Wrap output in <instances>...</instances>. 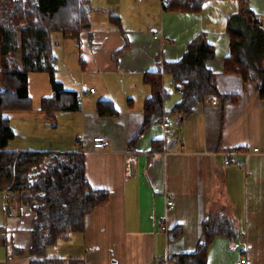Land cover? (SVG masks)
<instances>
[{
	"label": "crops",
	"instance_id": "0c3cea01",
	"mask_svg": "<svg viewBox=\"0 0 264 264\" xmlns=\"http://www.w3.org/2000/svg\"><path fill=\"white\" fill-rule=\"evenodd\" d=\"M86 2L91 27L76 39L58 37L55 78L61 91L94 92L83 97L78 110L59 111L51 120L40 109L42 99L57 90L51 75L30 72L33 108L2 115L14 132L5 150L82 151L92 187L110 192L109 200L87 215L85 230L50 247L48 255L83 258L85 264H154L195 251L204 222L214 215L232 220L238 235L235 240L216 237L207 264H236L244 254L248 264H264V99L253 83L224 72L231 54L227 23L238 11V0H205L199 13L167 10L159 0ZM250 6L264 19V0H250ZM201 33L216 51L208 66L217 74L219 89L237 94L238 101L222 105L216 98L213 104L215 97H209L186 118L165 113L130 145L151 93L145 73L181 59ZM1 40L0 31V69ZM163 85L169 92L164 109L170 111L182 95L171 74L164 75ZM101 100L112 101L118 114L101 115ZM98 135L109 139L107 149L94 148ZM155 141L161 149L153 147ZM254 147L258 152L241 157L244 167L224 166L226 149ZM10 192L8 208L15 215L8 217L0 190V227L6 230L0 264H29L35 214L21 203L20 193ZM178 225L182 234L171 240L169 232Z\"/></svg>",
	"mask_w": 264,
	"mask_h": 264
},
{
	"label": "trees",
	"instance_id": "16d2710c",
	"mask_svg": "<svg viewBox=\"0 0 264 264\" xmlns=\"http://www.w3.org/2000/svg\"><path fill=\"white\" fill-rule=\"evenodd\" d=\"M205 0H170L164 7L171 11L199 13ZM239 8L227 23L231 54L224 60V72L241 75L251 82L264 99V19L250 6V0H238ZM115 23L120 25L119 20ZM91 27L86 0H0V31L2 35V66L0 69V189L10 187L20 193L21 203L35 214L32 227V244L28 251L30 264H85L83 258L49 256L50 247L67 240L71 234L85 230L87 215L105 204L110 198L107 189L93 188L86 174L82 151L54 153L42 151H8L14 138L9 122L3 113L33 108L28 89L30 72H48L57 89L52 97L43 98L40 109L55 120L59 111L80 108L77 93L61 91L56 81V57L53 34L76 39ZM121 28V27H120ZM122 30V28H121ZM216 56L214 46L205 33L196 36L187 46L181 59L165 62L163 67L146 72L145 83L151 93L143 106V123L130 145L137 143L165 113H177L186 118L202 106L209 97L222 105L238 101L237 94L221 92L217 74L208 66ZM165 74L173 76L176 90L184 94L173 109L166 111L164 102L169 96L163 85ZM103 116L118 114L114 103L101 100L97 104ZM160 141L153 147L162 148ZM158 146V147H157ZM48 157L46 168L37 179L29 182L28 173ZM182 234V227L169 232L174 240ZM238 229L229 218L209 216L195 251L168 257L171 264H207L208 250L216 237L235 240Z\"/></svg>",
	"mask_w": 264,
	"mask_h": 264
},
{
	"label": "built area",
	"instance_id": "2783aa9c",
	"mask_svg": "<svg viewBox=\"0 0 264 264\" xmlns=\"http://www.w3.org/2000/svg\"><path fill=\"white\" fill-rule=\"evenodd\" d=\"M160 3L165 6L166 4L169 3L170 0H159ZM91 92H94V89L91 88L90 90H82L79 93H77V98L81 101L83 99V97ZM178 92L183 95L184 94V89L183 87H181ZM211 103L216 104L217 103V99L213 98L211 100ZM164 127H169L170 124L167 121H164L163 123ZM93 146L95 149H107L110 146V141L108 138H106L103 135H98L96 137H94L93 139ZM166 148H165V152H166ZM258 152V148H252V149H245V150H241V149H226L225 151L222 152L223 155V163L225 167H231V166H237V167H244L246 165V161L244 159H242L241 157H246L248 154L251 153H256ZM54 154V153H52ZM35 168H37L35 171H30V174H32V176L29 178V182L33 183L38 175L40 174L41 171H43L46 168V165L44 164H40V165H36ZM34 168V169H35ZM10 187H7L5 189H3V202L5 205V214L6 216H13L15 214L14 210H11L10 208H8L9 203L11 202V192H10ZM168 207L172 208L173 207V202L171 199L168 200ZM161 229L163 231L167 230L166 224L162 223L161 224ZM6 230L4 228L0 227V239L5 235ZM154 264H171L168 260V258L166 259H156ZM236 264H248V259L247 256L244 254L241 256V258L236 262Z\"/></svg>",
	"mask_w": 264,
	"mask_h": 264
},
{
	"label": "rangeland",
	"instance_id": "374dc122",
	"mask_svg": "<svg viewBox=\"0 0 264 264\" xmlns=\"http://www.w3.org/2000/svg\"><path fill=\"white\" fill-rule=\"evenodd\" d=\"M54 35H55V37H54ZM60 35L59 34H53V37H54V39H58V37H59ZM59 46H58V44L55 46V49H57ZM57 153V152H56ZM51 155H54V154H51ZM47 160H48V157H46V159H45V161H43L41 164H44V165H46L47 164ZM36 166V165H35ZM35 166H33L32 168H31V170L30 171H35L37 168H35ZM35 168V169H34ZM30 171H29V173H28V178H30L31 176H32V174H30ZM5 189V188H4ZM0 190H3V189H0ZM11 203V202H10ZM15 212V211H14ZM6 215V214H5ZM15 215V214H14ZM8 217H11V216H8ZM63 252L64 253H66V251H65V249L63 250ZM30 264V263H29Z\"/></svg>",
	"mask_w": 264,
	"mask_h": 264
},
{
	"label": "water",
	"instance_id": "95a60500",
	"mask_svg": "<svg viewBox=\"0 0 264 264\" xmlns=\"http://www.w3.org/2000/svg\"><path fill=\"white\" fill-rule=\"evenodd\" d=\"M175 144V141H173L172 143L169 144L168 148L171 149Z\"/></svg>",
	"mask_w": 264,
	"mask_h": 264
}]
</instances>
